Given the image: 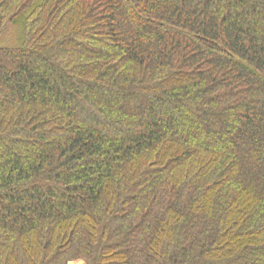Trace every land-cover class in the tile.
I'll return each instance as SVG.
<instances>
[{"label":"trees","instance_id":"obj_1","mask_svg":"<svg viewBox=\"0 0 264 264\" xmlns=\"http://www.w3.org/2000/svg\"><path fill=\"white\" fill-rule=\"evenodd\" d=\"M0 264H264V0H0Z\"/></svg>","mask_w":264,"mask_h":264},{"label":"rangeland","instance_id":"obj_2","mask_svg":"<svg viewBox=\"0 0 264 264\" xmlns=\"http://www.w3.org/2000/svg\"><path fill=\"white\" fill-rule=\"evenodd\" d=\"M7 33L4 34V32L0 35V40H6V39H10L12 38V35H13V29L12 28H9L7 29L6 31ZM71 264H84L80 261H77V262H74V263H71Z\"/></svg>","mask_w":264,"mask_h":264}]
</instances>
